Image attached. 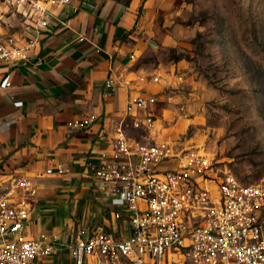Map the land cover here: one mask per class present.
Instances as JSON below:
<instances>
[{
    "label": "built area",
    "instance_id": "1",
    "mask_svg": "<svg viewBox=\"0 0 264 264\" xmlns=\"http://www.w3.org/2000/svg\"><path fill=\"white\" fill-rule=\"evenodd\" d=\"M18 1L28 14L29 32L23 43L0 41V64H27L50 23L63 25L54 9L70 7L74 0ZM128 57L134 59L131 53ZM150 82L158 84L159 77ZM118 88L108 77L100 105L68 127L78 132L107 126L109 150L90 165L89 173L93 180L111 184L110 195L120 207L113 218L128 221V234L114 236L95 224L67 244L44 236L30 239L29 200L36 186L28 177H13L0 189V264H32L63 251L71 264H264V187L215 169L210 155L196 148L132 142L128 129L153 123L156 94H133L122 102ZM0 91L9 98L19 93L8 78L0 81ZM12 105L21 108L23 102ZM45 172L64 175L71 170L57 164Z\"/></svg>",
    "mask_w": 264,
    "mask_h": 264
},
{
    "label": "crops",
    "instance_id": "2",
    "mask_svg": "<svg viewBox=\"0 0 264 264\" xmlns=\"http://www.w3.org/2000/svg\"><path fill=\"white\" fill-rule=\"evenodd\" d=\"M85 2V4H83ZM153 0H74L54 9L53 21L27 64H0V81L8 78L19 93L0 91V189L13 177H28L36 186L31 205L30 239L41 236L67 244L81 229L103 224L114 236H126V219L110 195L111 184L89 173L109 150L106 125L72 132L69 124L96 109L108 78L118 85L120 101L146 92L135 66L142 25ZM134 59H129V54ZM12 101H22L15 108ZM43 153L44 159L38 154ZM57 164L69 174H46ZM32 264H71L67 251Z\"/></svg>",
    "mask_w": 264,
    "mask_h": 264
},
{
    "label": "rangeland",
    "instance_id": "3",
    "mask_svg": "<svg viewBox=\"0 0 264 264\" xmlns=\"http://www.w3.org/2000/svg\"><path fill=\"white\" fill-rule=\"evenodd\" d=\"M28 28L25 7L0 0V41L23 43ZM137 35L139 80L157 103L130 140L196 148L264 187V0H153Z\"/></svg>",
    "mask_w": 264,
    "mask_h": 264
},
{
    "label": "bare ground",
    "instance_id": "4",
    "mask_svg": "<svg viewBox=\"0 0 264 264\" xmlns=\"http://www.w3.org/2000/svg\"><path fill=\"white\" fill-rule=\"evenodd\" d=\"M201 153H202V154H204V155H206V154H205V153H203L202 151H201Z\"/></svg>",
    "mask_w": 264,
    "mask_h": 264
}]
</instances>
